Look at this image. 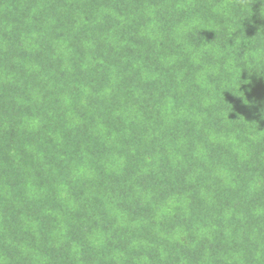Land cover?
Masks as SVG:
<instances>
[{
	"label": "trees",
	"instance_id": "obj_1",
	"mask_svg": "<svg viewBox=\"0 0 264 264\" xmlns=\"http://www.w3.org/2000/svg\"><path fill=\"white\" fill-rule=\"evenodd\" d=\"M0 264H264V0H0Z\"/></svg>",
	"mask_w": 264,
	"mask_h": 264
}]
</instances>
